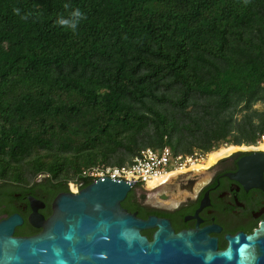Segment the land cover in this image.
<instances>
[{"label": "trees", "instance_id": "1", "mask_svg": "<svg viewBox=\"0 0 264 264\" xmlns=\"http://www.w3.org/2000/svg\"><path fill=\"white\" fill-rule=\"evenodd\" d=\"M257 102L264 0H0V178L254 143Z\"/></svg>", "mask_w": 264, "mask_h": 264}, {"label": "water", "instance_id": "2", "mask_svg": "<svg viewBox=\"0 0 264 264\" xmlns=\"http://www.w3.org/2000/svg\"><path fill=\"white\" fill-rule=\"evenodd\" d=\"M132 183L102 175L60 193L32 236L12 234L16 215L2 219L0 264H264V218L250 233L226 235L217 249L202 230L175 232L166 218L128 212L120 203ZM143 229H153L150 238Z\"/></svg>", "mask_w": 264, "mask_h": 264}, {"label": "flooded vegetation", "instance_id": "3", "mask_svg": "<svg viewBox=\"0 0 264 264\" xmlns=\"http://www.w3.org/2000/svg\"><path fill=\"white\" fill-rule=\"evenodd\" d=\"M223 148L226 151L209 163L179 168L155 184L132 185L121 206L141 218H166L175 232L202 230L216 239L217 249L224 248L226 235L250 233L264 218V158L251 143ZM39 175L0 178V221L12 215L20 218L14 236L38 234L53 212L55 198L81 188L73 190L68 182L61 188L45 172Z\"/></svg>", "mask_w": 264, "mask_h": 264}, {"label": "built area", "instance_id": "4", "mask_svg": "<svg viewBox=\"0 0 264 264\" xmlns=\"http://www.w3.org/2000/svg\"><path fill=\"white\" fill-rule=\"evenodd\" d=\"M251 145L264 153V148L260 147L264 145V132H261ZM206 153L196 150L189 154L175 153L168 145L158 149L144 147L138 150L128 162L122 164H93L83 167L78 176L95 181L105 175L112 179L134 181L132 185L137 183L155 184L170 172L190 166L203 159ZM68 183L70 186H75V188L78 186L76 178L69 180Z\"/></svg>", "mask_w": 264, "mask_h": 264}, {"label": "rangeland", "instance_id": "5", "mask_svg": "<svg viewBox=\"0 0 264 264\" xmlns=\"http://www.w3.org/2000/svg\"><path fill=\"white\" fill-rule=\"evenodd\" d=\"M254 107L255 108H257V109H264V102H257V103H255L254 104ZM229 144H231V143H229ZM227 144L226 143H223V144H220L218 147H216L215 149H212V150H210V151H214V150H216V149H223V147H225ZM196 151H198V150H196ZM210 151H208L205 155H204V157H203V159H201V160H198L197 162H195V163H201L203 160H206V162H208V156H207V154L210 152ZM98 164H101V163H98ZM41 172H38V173H35V174H30V173H28V172H26V170L25 171H22V173H21V178H19V179H31V178H33V177H35V176H40L39 174H40ZM47 175H48V173H46ZM14 180H16V179H14ZM70 186V185H69ZM71 187L72 188H74L73 190H75L76 188H75V186H73V185H71Z\"/></svg>", "mask_w": 264, "mask_h": 264}, {"label": "bare ground", "instance_id": "6", "mask_svg": "<svg viewBox=\"0 0 264 264\" xmlns=\"http://www.w3.org/2000/svg\"><path fill=\"white\" fill-rule=\"evenodd\" d=\"M261 148H264V145H261L260 146ZM226 150L223 148H219V149H216V150H214V151H210L208 154H207V158H208V163L209 162H211V161H213L218 155H220V154H222V153H224ZM72 189H74V188H72Z\"/></svg>", "mask_w": 264, "mask_h": 264}, {"label": "clouds", "instance_id": "7", "mask_svg": "<svg viewBox=\"0 0 264 264\" xmlns=\"http://www.w3.org/2000/svg\"><path fill=\"white\" fill-rule=\"evenodd\" d=\"M73 15L76 16V17H80L82 14L79 12V10H76V11L73 13ZM59 23H61V24H66L67 21H65V20H60ZM72 27H73V29L75 28V24H74V23H73ZM68 182H69V181H68Z\"/></svg>", "mask_w": 264, "mask_h": 264}]
</instances>
